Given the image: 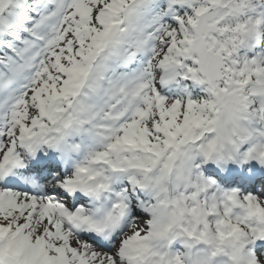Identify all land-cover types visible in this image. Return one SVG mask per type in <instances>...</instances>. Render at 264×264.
I'll return each instance as SVG.
<instances>
[{
  "label": "snow or ice",
  "instance_id": "1",
  "mask_svg": "<svg viewBox=\"0 0 264 264\" xmlns=\"http://www.w3.org/2000/svg\"><path fill=\"white\" fill-rule=\"evenodd\" d=\"M0 264H264V0H0Z\"/></svg>",
  "mask_w": 264,
  "mask_h": 264
}]
</instances>
